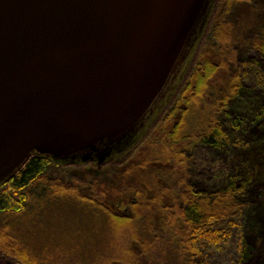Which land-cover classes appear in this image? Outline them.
<instances>
[{"label": "trees", "instance_id": "1", "mask_svg": "<svg viewBox=\"0 0 264 264\" xmlns=\"http://www.w3.org/2000/svg\"><path fill=\"white\" fill-rule=\"evenodd\" d=\"M253 1L211 2L175 87L166 88L145 125L124 140L130 141L121 153L100 167L97 158L83 162L82 156L56 160L37 154L0 184V264H48L41 234L53 236L65 224L55 217L73 210L87 220L79 236L91 229V216L115 232L104 264H213L210 253L243 258L245 217L256 206L250 192L261 179V144L249 127L252 115L264 123L255 93L264 91V21L256 5L236 20L229 14L236 4ZM193 107L200 108L194 124ZM199 146L224 150L232 161L217 171V191H196L190 184V155ZM50 239L54 251L72 253L75 242L76 251L85 249L67 232Z\"/></svg>", "mask_w": 264, "mask_h": 264}, {"label": "water", "instance_id": "2", "mask_svg": "<svg viewBox=\"0 0 264 264\" xmlns=\"http://www.w3.org/2000/svg\"><path fill=\"white\" fill-rule=\"evenodd\" d=\"M211 0H0V184L36 154L84 160L128 136Z\"/></svg>", "mask_w": 264, "mask_h": 264}, {"label": "rangeland", "instance_id": "3", "mask_svg": "<svg viewBox=\"0 0 264 264\" xmlns=\"http://www.w3.org/2000/svg\"><path fill=\"white\" fill-rule=\"evenodd\" d=\"M253 5L260 6L263 9L262 18L264 21V0H254L249 4H236L229 14V20H236L240 15L249 13L253 8ZM205 21L203 22L198 34L202 33L205 26ZM198 34L193 39L191 47L195 45ZM249 54L255 57L259 56L257 52H250ZM185 55L184 58L186 59L189 54ZM174 78L170 83V89H173L175 87L174 82L177 78ZM255 93L258 100L257 104H262L259 106H264V91L257 89ZM230 108L231 114L235 115L236 109L233 106H231ZM199 109V107H193L191 109V122L193 124L197 121V119H199L197 118ZM250 118L251 124L249 127V132L252 136H256L260 140L262 157L260 159L261 179L259 180L257 186H253L251 188L250 192V195L252 196L251 199L253 200L252 203H256V206H254V208L251 209L245 217L246 222L249 224L244 232L248 247L245 254H243V258H240V256L237 258H232L231 255L225 256L219 253H210L209 258L211 259L213 264H264V123L263 125H260L259 122L254 119L253 115ZM144 125L145 123L143 122L135 131L137 132ZM185 131L186 130H183L182 132H179V134H182ZM124 143H127V141L120 144L117 148L122 147ZM120 151L118 152L121 153L122 151ZM112 156H114V154ZM190 156L193 158L191 162L192 166H190V184L195 188L196 191H217L219 189L218 178H216L215 176L217 174V171L226 170L232 166V161L228 154L221 149L199 146ZM82 160L83 162H87L84 159ZM97 162L99 167L104 164V162L100 163L99 159H97ZM60 212V217L56 216L55 219L60 220L62 223L64 221L65 224L57 227V229H54L53 236H61L63 232H67L69 233L70 237L81 240L85 244V249L81 248L79 251H76L77 242H75L76 245L74 244V250L72 253H69L67 251L61 252L60 250H51L52 240L50 238H52L53 236L51 234H41L45 238L44 240H46L42 245L44 249L42 256L45 258L43 262L48 264H80V262H88L90 264L107 263L110 258L109 254H111L109 252V240L112 242L115 240V232L113 234L111 233L112 231L110 230L109 224L103 221L100 217L91 216L89 217V219L91 220V225L89 223L91 229L87 232V235L79 236V234L81 233L80 231L84 230L82 226H86L87 222L86 220V222L83 223L82 220H84V218L82 217L81 212L78 210H73L71 212L74 213H72L71 215V212L69 211ZM51 216L52 215H50L44 221V225L50 224L49 221L51 219ZM236 236L237 234H235V236L233 237L234 242L237 239ZM125 237L126 234H122L118 237V239L122 242L117 239V241H119V245L121 244L123 247L125 246ZM58 239H60V237ZM113 245H115V242L113 243Z\"/></svg>", "mask_w": 264, "mask_h": 264}, {"label": "flooded vegetation", "instance_id": "4", "mask_svg": "<svg viewBox=\"0 0 264 264\" xmlns=\"http://www.w3.org/2000/svg\"><path fill=\"white\" fill-rule=\"evenodd\" d=\"M209 12H210V10L209 11H207V18H208V15H209ZM191 47V45H189V47H187V49H186V51H185V54H189V52H190V50H189V48ZM186 56V55H185ZM184 56V57H185ZM183 57V59H181L180 61H179V63H178V65L176 66V68H175V71H174V73H173V78L174 79H176L178 76H179V74L181 73V71H182V66L184 65V62L186 61V59ZM173 80V79H172ZM172 80L168 83V85H167V87L168 86H170V83L172 82ZM166 90V89H165ZM164 97H165V94L163 93L162 95H161V97H159V101H160V99L161 100H163L164 99ZM157 100V101H158ZM158 103V102H157ZM153 113V109L149 112V114H152ZM149 117H148V115L145 117V119L143 120V122H145V120L146 119H148ZM142 122V123H143ZM134 132V131H133ZM136 132V131H135ZM134 132V133H135ZM133 136L134 135H132V138H133ZM128 143V142H127ZM127 143H124L123 145H122V147H119V148H117L118 146H119V144L118 143H115V144H112V145H110L109 146V148H110V150L113 152L112 154H111V156L113 155V154H115L116 152H118V151H120L121 150V148H123L124 146L126 147L128 144ZM116 148V149H115ZM216 176V175H215ZM217 178V177H216Z\"/></svg>", "mask_w": 264, "mask_h": 264}]
</instances>
